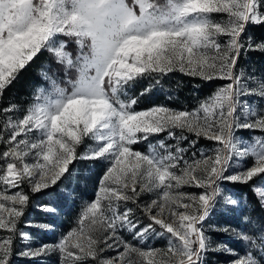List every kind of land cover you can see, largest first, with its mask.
<instances>
[{
    "label": "snow or ice",
    "instance_id": "obj_1",
    "mask_svg": "<svg viewBox=\"0 0 264 264\" xmlns=\"http://www.w3.org/2000/svg\"><path fill=\"white\" fill-rule=\"evenodd\" d=\"M261 26L264 0H0V100L50 57L38 70L47 86L23 108H0V264H51L54 255L56 264H264V72L239 63L264 55V36L250 31ZM175 72L223 83L192 109L138 110ZM201 139L213 143L197 147ZM81 162L86 173L104 165L95 198L55 242L34 246L28 229L54 225L25 219L31 196L74 177ZM235 185L249 186L262 215ZM216 213L236 224L209 223ZM154 237L166 245L148 244Z\"/></svg>",
    "mask_w": 264,
    "mask_h": 264
},
{
    "label": "trees",
    "instance_id": "obj_2",
    "mask_svg": "<svg viewBox=\"0 0 264 264\" xmlns=\"http://www.w3.org/2000/svg\"><path fill=\"white\" fill-rule=\"evenodd\" d=\"M254 31L257 36H264V26L255 27L250 29ZM46 60H50L47 52L40 55L26 70L22 71L13 84L5 91L2 100H0V108L6 107L8 103L15 102L23 108L31 102V95L35 87L45 84L42 81L38 70L42 63ZM241 66H255L257 72H264V55L256 52L249 53L248 59H241L239 61ZM145 81H141L135 88V94H139L140 90L145 85ZM223 82L220 80H214L212 82L203 81L199 78L188 77L182 73L175 72L168 74L162 79V87L154 89L149 95L141 97L140 103L137 109H147L153 105H167L173 108H195L198 103L209 96L215 89ZM172 142V141H171ZM186 143V142H185ZM211 141L201 139L197 147H210ZM3 150V145H0V151ZM90 167L83 162L76 165L74 172L78 169V173L74 177H70L69 180H65L64 183L58 187H54L41 194H34L31 196L32 203L29 205L28 212L26 214V220L45 221L46 219H52V222H56L55 218H50L48 214L39 211L35 205L37 203L51 204L58 209V217L65 222L72 203L77 198L92 199L94 193L97 190V183L99 177V170L104 168L102 163H97L92 170L86 173V168ZM71 181V187L69 183ZM264 179H257L256 183H263ZM237 191L238 194H247L248 200L251 204L256 205L255 216L262 215L259 209L256 199L250 191L249 186L235 185L231 186ZM27 191V188H25ZM71 192L72 198H68V193ZM219 221L221 224L231 223L236 224V219L233 216L224 215L222 213H216L212 216L209 223ZM58 228H61L60 224H57ZM24 227L23 223L20 225ZM70 227V226H68ZM67 229V228H63ZM220 241H224L232 247L242 249V245L237 241L233 244V241L226 238L222 233H214ZM19 238L16 241V247L18 250Z\"/></svg>",
    "mask_w": 264,
    "mask_h": 264
},
{
    "label": "rangeland",
    "instance_id": "obj_3",
    "mask_svg": "<svg viewBox=\"0 0 264 264\" xmlns=\"http://www.w3.org/2000/svg\"><path fill=\"white\" fill-rule=\"evenodd\" d=\"M237 135H239L245 139L250 140L251 136L260 135V133L259 132L253 133V132H249L247 130H241L237 133ZM158 138H164V134H161V136ZM169 142L171 143V141H169ZM135 147L137 150H141V151L146 150V144H143V143L138 144ZM248 163L249 164L251 163V158H249ZM102 171H103V168L99 170V176L102 174ZM97 186H98V183H97ZM25 188H27V187L25 186ZM15 190L16 189H13L12 191H15ZM184 190L189 191V192H199L200 191L199 189H196V188H185ZM94 198H95V193H94V197L92 199H94ZM150 198L151 197H149V196L144 197L145 200H148ZM92 199H85L82 197L75 199L72 203V207L70 208L68 216H67L68 218L65 222H63L57 215H54V216L49 215L50 218H55L54 220L56 221V222H52L51 221L52 219H46L45 220L46 222L52 223L54 225V231L51 233L43 232V231H40L39 229H35V228L28 229L32 233L33 237L35 238L34 242H33L34 246L37 244H40V243L55 242L56 238L60 235V233H62V232L66 233L68 230H70L75 224V220H76V217H77L78 212L80 210L82 201H91ZM147 222L148 221L146 219H144V223H147ZM58 223L60 224V226H62L61 228L57 227ZM213 223L218 224V225L221 224L219 221H214ZM68 226H70V227H68ZM63 228H67V229H63ZM0 235H4V233L2 231H0ZM212 235H213V238L215 241H220L218 239V237L216 235H214V233ZM128 238L130 239V237H128ZM226 238L233 241V244L237 243V241L232 240L228 236H226ZM18 242H19L18 243V250H19V248L21 247V242H20V240ZM147 243L154 246V247H164L166 245V239L161 238V237H154L153 239L148 240ZM234 248L238 249L237 247H234ZM239 251L243 252L244 251L243 247ZM105 255L106 256H112V255H115V252L110 250V251L106 252ZM208 259L210 262H212L215 260H223V259H225V257H223L222 255H219V254L209 253ZM50 260H51V264H56L57 257L54 255L50 258ZM13 264H37V261H32V260H29L27 258H22L19 256H14Z\"/></svg>",
    "mask_w": 264,
    "mask_h": 264
}]
</instances>
